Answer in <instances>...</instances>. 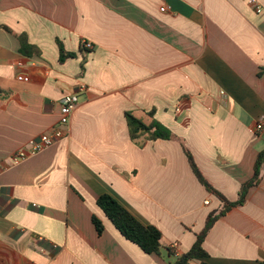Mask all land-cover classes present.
<instances>
[{
    "label": "crops",
    "instance_id": "obj_1",
    "mask_svg": "<svg viewBox=\"0 0 264 264\" xmlns=\"http://www.w3.org/2000/svg\"><path fill=\"white\" fill-rule=\"evenodd\" d=\"M248 1L0 0V264H172L225 206L187 151L239 200L264 150V0L260 14ZM59 42L75 57L62 63ZM82 85L64 137L12 164ZM129 112L173 138L133 141ZM105 194L161 231L159 254L120 233L98 205ZM203 247L188 264L264 261V167Z\"/></svg>",
    "mask_w": 264,
    "mask_h": 264
},
{
    "label": "trees",
    "instance_id": "obj_2",
    "mask_svg": "<svg viewBox=\"0 0 264 264\" xmlns=\"http://www.w3.org/2000/svg\"><path fill=\"white\" fill-rule=\"evenodd\" d=\"M7 29V28H6ZM22 44V52L28 53L27 50L32 49L30 45L26 42L24 36L19 38ZM60 47V61L63 63L68 58L75 57L74 53H68L65 51L63 45L59 42ZM154 116V113H151ZM127 120L129 126V132L131 139L137 141L143 136H146L150 140H171L173 138V133L167 127L159 123L158 121H153L149 124L143 120L137 118L132 113H127ZM192 168L197 175L200 182L207 187L210 192L215 193L219 196L225 203L223 210L219 213H212L209 215L204 230L198 235V239L193 246V248L187 253L177 258L172 264H188L189 261L197 257H207L208 254L205 251L203 244L205 239L217 222V220L225 216L232 208L243 205L246 202L247 195L249 191L260 184L261 174L264 167V150L259 154L255 165L254 177L241 187L239 193V200L237 202H229L222 195H220L216 190H214L202 177L198 171L192 156L187 151ZM99 207L104 211L107 217L111 220L114 226L120 231V233L130 242L138 245L147 254H159L161 251V231L154 226H147L143 224L139 219L136 218L128 209H126L122 204L115 200L111 195L105 194L100 196L98 200ZM93 222L97 228L100 235L104 232V225L98 218L94 217ZM208 264V263H203ZM256 264H264V261L257 262Z\"/></svg>",
    "mask_w": 264,
    "mask_h": 264
},
{
    "label": "built area",
    "instance_id": "obj_3",
    "mask_svg": "<svg viewBox=\"0 0 264 264\" xmlns=\"http://www.w3.org/2000/svg\"><path fill=\"white\" fill-rule=\"evenodd\" d=\"M251 6L255 8V11L260 14L263 12V7L259 3L258 0H249L248 1ZM162 11H166L165 8ZM83 47L88 50L93 48V45L90 42H83ZM20 80L29 81V76L21 75L19 77ZM86 90V86L82 85L78 92L67 95L64 97L61 103V119L59 121L56 129L48 134L41 135L39 138L31 140L27 147L16 152L10 159L12 164H18L24 160H26L30 155L37 154L44 149L48 148L55 142L61 140L64 137L65 129L68 127L70 123L71 116L75 109L79 104L78 93L84 92ZM257 132L264 131V118L260 119L256 125ZM173 250H176V246L173 247Z\"/></svg>",
    "mask_w": 264,
    "mask_h": 264
}]
</instances>
